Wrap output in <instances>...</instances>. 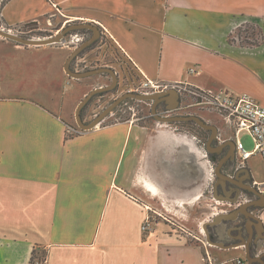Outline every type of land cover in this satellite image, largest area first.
I'll return each instance as SVG.
<instances>
[{
    "label": "crops",
    "instance_id": "crops-1",
    "mask_svg": "<svg viewBox=\"0 0 264 264\" xmlns=\"http://www.w3.org/2000/svg\"><path fill=\"white\" fill-rule=\"evenodd\" d=\"M52 3L8 0L1 14L20 25L46 16ZM55 3L104 28L142 78L250 96L263 84L264 56L257 61L254 46L230 38L242 24L264 27V0ZM137 134L120 124L67 138L64 120L42 101L0 100V264H29L34 250L48 253L47 264H199L198 253L177 261L182 244L163 233L145 245L142 226L152 209L144 182L157 186L155 195L160 187L135 171L129 141Z\"/></svg>",
    "mask_w": 264,
    "mask_h": 264
},
{
    "label": "rangeland",
    "instance_id": "rangeland-1",
    "mask_svg": "<svg viewBox=\"0 0 264 264\" xmlns=\"http://www.w3.org/2000/svg\"><path fill=\"white\" fill-rule=\"evenodd\" d=\"M7 1L0 0V27L23 38L53 37L66 26L83 22L76 21L73 13L64 10L59 4L55 7L53 0L54 8L46 16L34 17L23 24L10 26L1 14ZM65 3L71 4V0H65ZM31 23L35 24L30 26ZM79 38H84L85 42L90 38L89 31L72 32L66 36L64 42L45 46L22 45L0 36V100L14 99L17 96L42 101L49 111L64 120L67 138L85 132L76 121V110L80 102L93 89L112 83L108 74L74 79L66 73V61L83 43L77 45ZM230 41L242 46H254L257 61L264 56V27L258 23L240 25L231 34ZM38 49L47 53H36ZM58 58H62V61L56 67ZM103 67H110L117 72L119 84L111 92L94 97L83 109L82 118L86 123L95 119L122 95L128 92L137 93L143 79L111 39L102 33V38L81 53L72 62L71 68L75 72H84ZM261 78L263 84L256 85L257 92L251 96L264 105V76ZM181 100L179 111L172 115H196L208 124L217 126L219 138L215 140L216 144H220L231 134L221 116L202 107H189L186 99ZM120 124L133 126L138 133L129 141V147L137 153L134 156L137 159L134 164L135 171L160 187L158 195H146L150 200H145V205L152 210H149L142 226L145 245H152L156 241L152 237L153 233L156 236L163 233L177 245L182 244L177 247V261L194 258L198 253L202 257L199 264H219L221 261L244 264L247 260L241 247L226 252L210 245L206 240L203 225L212 221L217 214L229 213L237 207L214 199V184L217 179L215 167L219 159L206 151L210 134L190 123L159 124L152 116L150 102L132 99L117 107L98 129ZM239 139L247 152H255L256 142L250 133L241 132ZM248 166L255 179L264 181L262 156L255 154L249 159ZM234 171L232 165L223 169L225 175H231ZM229 225L230 223L225 222L215 231L221 238L218 242L226 243L224 232ZM261 246L264 249V242ZM34 251L35 255L29 264L37 261L47 264L48 253ZM221 253H230L231 256L223 258Z\"/></svg>",
    "mask_w": 264,
    "mask_h": 264
},
{
    "label": "water",
    "instance_id": "water-1",
    "mask_svg": "<svg viewBox=\"0 0 264 264\" xmlns=\"http://www.w3.org/2000/svg\"><path fill=\"white\" fill-rule=\"evenodd\" d=\"M90 30L93 32V36L89 39L83 42L81 45H79L76 50L70 55L68 60L66 61L65 65V71L66 73L74 79H86L90 77H94L97 75L102 74H108L112 78V83L107 86H101L99 88L93 89L90 91L85 98L80 102V104L77 107L76 110V121L78 126L82 131H90L94 130L99 127L102 122L105 121V119L110 116L116 109L119 107L123 102L126 100L132 99L137 101H144V102H150L152 106V116L159 124H174V123H190L195 122L199 127L206 131L211 132V136L208 140L206 151L211 154H221L223 152V149L226 146L229 147H235L236 144L232 140H228L224 144H221L219 146L213 147V143L215 140L219 138V128L215 125L208 124L205 120H203L201 117L196 115H172L170 113L176 111L179 109L180 105V93L179 91L171 87L169 89H166L165 91L153 95H144L134 92H128L115 101H113L108 107H106L95 119H93L91 122L86 123L82 118V111L83 109L91 102V100L96 97L97 95H100L102 93H108L111 92L117 85L119 84V77L117 72L110 68V67H103L93 70H88L84 72H75L71 68L72 62L77 59L81 53H83L86 49L94 45L102 36V31L99 28V26L93 24V23H75L70 24L66 26L63 30L58 32L57 35L49 38H38V39H27L23 38L21 36H18L16 34H13L9 31H6L0 27V36L12 40L14 42H17L22 45L27 46H45V45H51V44H60L64 42V39L68 34H71L72 32H78V31H85ZM162 103H165L167 105V109L170 111L166 115H161L158 112V106ZM234 160L233 152L230 150V152L221 158L217 166L215 167V174H216V182L214 184V199L217 201H222L226 203H230L232 205H237L239 201V197L242 193V191H246L248 193H252L253 195L260 198V201L264 200V195L261 194L254 186L249 185H242L241 183L237 182V179L225 175L223 173V167L228 161ZM236 184L238 185L237 188L228 187V184ZM219 188H221L224 192V195L219 194ZM234 194V196H232ZM251 204H244L241 205V207L229 212V213H220L217 214L212 221H208L203 225V228L205 230L206 240L210 245L222 248V249H234L238 248L240 246H245L247 249V260L252 263L254 261H257L258 259H252L248 254V247L245 243L239 244V245H225L221 242H215L212 240L209 232V226L210 227H216L219 226L225 222H232L236 221L240 214H244L249 216V214L246 212V208ZM260 208H264V202H261L259 205ZM258 221H260L258 219Z\"/></svg>",
    "mask_w": 264,
    "mask_h": 264
},
{
    "label": "built area",
    "instance_id": "built-area-1",
    "mask_svg": "<svg viewBox=\"0 0 264 264\" xmlns=\"http://www.w3.org/2000/svg\"><path fill=\"white\" fill-rule=\"evenodd\" d=\"M102 33L109 37L104 28ZM83 41L84 38L77 39V45ZM171 87L179 91L181 99L189 102V107L209 109L223 118L226 127L231 132L225 140L235 141L236 144L237 169L247 166L249 159L255 154H259L264 159V106L253 97L247 94L236 95L227 90L218 92L205 90L186 84L171 86L155 82L145 76L136 91L139 94L153 95ZM245 131L250 133L256 142L254 153L247 152L239 139L240 133ZM254 186L264 195V181L256 180ZM242 200L244 197L241 198V202ZM261 218L264 220V211H262ZM35 264H44V262L37 261Z\"/></svg>",
    "mask_w": 264,
    "mask_h": 264
},
{
    "label": "flooded vegetation",
    "instance_id": "flooded-vegetation-1",
    "mask_svg": "<svg viewBox=\"0 0 264 264\" xmlns=\"http://www.w3.org/2000/svg\"><path fill=\"white\" fill-rule=\"evenodd\" d=\"M86 31H89V36L91 38L93 36V32L90 30H86ZM101 38H102V36H101ZM89 39H87V40H89ZM163 91H165V90H163ZM163 91H160L159 93H161ZM181 101L182 100L180 98L179 109H180V106L182 103ZM179 109L170 113V114L177 113L179 111ZM158 111L160 114L164 113V115H166L170 112L167 109V105L165 103H162L158 106ZM190 124L197 125L195 122H190ZM199 128L202 129L201 127H199ZM202 130H204V129H202ZM204 131L207 132L208 134H210V136H211L210 131H206V130H204ZM227 141L228 140H223V141H221L220 144H216L214 142L212 145H213V147H216V146H219L221 144H224ZM230 150L233 152L234 160L233 161L229 160L224 165V167H226L228 165H232L234 167L235 171L233 174H231V175L229 174V176L237 179V182L241 183L242 185L254 186L256 179L254 178L252 170L249 168V166L247 165L243 168L237 169V162H236V160H237V148H236V146L235 147L226 146L223 149V152L221 154H219V155L214 154V156L217 159H219L218 163L221 160V158H223L224 156H226L230 152ZM224 167H223V169H224ZM228 187L237 188L238 185L229 183ZM255 188L257 189V187H255ZM219 194L224 195V192L221 188H219ZM232 196H234V194ZM242 197H244V200H242V202H241ZM261 202H264V200L260 201L259 197L253 195L252 193H248V192L243 190L240 197H239L238 204L235 206H237L236 207V209H237V208L241 207V205L251 204L246 208V212L249 214V216L244 215V214H240L236 221L228 222V223H230V225H229V227H227V229H225V232H224V236H225L224 240L226 241V243H224L225 245L229 246V245H239V244L245 243L248 247L249 256L252 259H258L257 261L250 263L246 258V260H247L246 264H264V249H261V247H262L261 245L264 242V220L261 218L262 211H264V208H260L259 206H257ZM258 219L260 221H258ZM219 226L210 227V229H209L210 236H211L212 240L215 238L214 239L215 242H218L221 239L219 237V234L215 233V231L219 228ZM240 247L243 249L245 256H247L246 247L245 246H240ZM234 249H236V248H234Z\"/></svg>",
    "mask_w": 264,
    "mask_h": 264
},
{
    "label": "bare ground",
    "instance_id": "bare-ground-1",
    "mask_svg": "<svg viewBox=\"0 0 264 264\" xmlns=\"http://www.w3.org/2000/svg\"><path fill=\"white\" fill-rule=\"evenodd\" d=\"M144 183H145L147 189L149 190V192H150L151 194H152V193H153V194L157 193V191H158L157 186L154 185L151 181L146 180ZM217 202H218V201H217Z\"/></svg>",
    "mask_w": 264,
    "mask_h": 264
},
{
    "label": "trees",
    "instance_id": "trees-1",
    "mask_svg": "<svg viewBox=\"0 0 264 264\" xmlns=\"http://www.w3.org/2000/svg\"><path fill=\"white\" fill-rule=\"evenodd\" d=\"M32 24H35V23H31L30 26H33ZM33 255H35V251H34V254Z\"/></svg>",
    "mask_w": 264,
    "mask_h": 264
}]
</instances>
